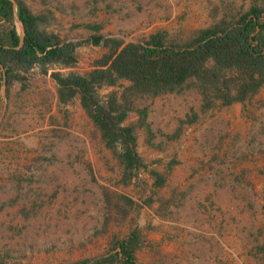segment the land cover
Returning <instances> with one entry per match:
<instances>
[{
  "label": "rangeland",
  "instance_id": "rangeland-1",
  "mask_svg": "<svg viewBox=\"0 0 264 264\" xmlns=\"http://www.w3.org/2000/svg\"><path fill=\"white\" fill-rule=\"evenodd\" d=\"M22 1L39 16L38 29L78 42L74 62L48 69L62 73L85 72L104 51L89 41L93 32L139 41L164 29L183 42L251 3ZM19 72L7 84L0 76L3 264H93L134 226L135 264H264V83L242 102L211 107L201 106L191 83L154 95L126 90L124 122L134 125L144 166L125 180L78 98L60 103L55 81L37 65ZM128 84L120 78L98 93ZM149 169L163 175L162 185Z\"/></svg>",
  "mask_w": 264,
  "mask_h": 264
},
{
  "label": "trees",
  "instance_id": "trees-1",
  "mask_svg": "<svg viewBox=\"0 0 264 264\" xmlns=\"http://www.w3.org/2000/svg\"><path fill=\"white\" fill-rule=\"evenodd\" d=\"M16 13L23 26L21 42L12 18L11 0H0V76L7 84L37 65L56 83L57 100L66 103L75 96L79 105L99 131L104 145L122 166L121 177L129 179L144 163L135 149L134 125L125 123V91L157 94L179 89L191 83L201 98V106L242 102L264 83V0H251L248 8L232 20L221 17L196 28L183 42L166 37L156 29L139 41H123L116 36L91 33L89 41L105 49L83 73L49 69L50 65H69L75 60L78 42L62 40L52 32L38 29V15L22 0H15ZM96 29L97 24L86 23ZM129 81L120 92L98 88L114 85L118 79ZM144 114L143 110L140 111ZM187 120L190 118L187 116ZM148 173L154 185H162L163 175L154 169ZM125 201L131 200L121 196ZM138 226L115 240L114 250L91 259L93 264H135ZM0 264L3 262L0 260Z\"/></svg>",
  "mask_w": 264,
  "mask_h": 264
},
{
  "label": "water",
  "instance_id": "water-1",
  "mask_svg": "<svg viewBox=\"0 0 264 264\" xmlns=\"http://www.w3.org/2000/svg\"><path fill=\"white\" fill-rule=\"evenodd\" d=\"M12 6H13V1H12ZM13 18H14L15 22L17 23V25L19 26V32H17V33H18L19 42H21L22 37H23V26H22V23H21L20 19L17 16V13H16V10H15L14 6H13ZM102 38L103 37H101V39Z\"/></svg>",
  "mask_w": 264,
  "mask_h": 264
}]
</instances>
